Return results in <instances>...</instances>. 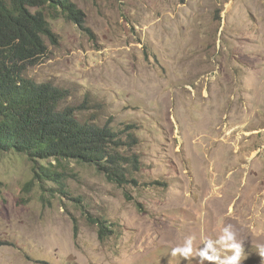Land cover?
<instances>
[{
    "label": "rangeland",
    "instance_id": "rangeland-1",
    "mask_svg": "<svg viewBox=\"0 0 264 264\" xmlns=\"http://www.w3.org/2000/svg\"><path fill=\"white\" fill-rule=\"evenodd\" d=\"M70 1L84 26L46 9L58 44L25 75L70 89L83 120L131 128L138 170L118 184L0 152V264H199L172 249L229 224L242 264H264V0Z\"/></svg>",
    "mask_w": 264,
    "mask_h": 264
},
{
    "label": "trees",
    "instance_id": "trees-1",
    "mask_svg": "<svg viewBox=\"0 0 264 264\" xmlns=\"http://www.w3.org/2000/svg\"><path fill=\"white\" fill-rule=\"evenodd\" d=\"M48 8L84 26V13L70 0H0V152L96 166L122 184L138 170V158L129 154L136 143L132 129L119 131L79 118L76 108L66 106L70 89L38 84L25 75L48 52L47 39L58 44ZM37 175L63 187V173L56 169L41 166Z\"/></svg>",
    "mask_w": 264,
    "mask_h": 264
},
{
    "label": "clouds",
    "instance_id": "clouds-1",
    "mask_svg": "<svg viewBox=\"0 0 264 264\" xmlns=\"http://www.w3.org/2000/svg\"><path fill=\"white\" fill-rule=\"evenodd\" d=\"M194 243V236L184 238L181 244L172 249V255H180L186 260L199 257V264H204V261L209 264H242L246 258L243 241L238 239L237 232L230 224L222 228L216 239L203 237V247L194 248ZM259 255L264 257V248L260 249Z\"/></svg>",
    "mask_w": 264,
    "mask_h": 264
},
{
    "label": "bare ground",
    "instance_id": "bare-ground-1",
    "mask_svg": "<svg viewBox=\"0 0 264 264\" xmlns=\"http://www.w3.org/2000/svg\"><path fill=\"white\" fill-rule=\"evenodd\" d=\"M237 236H238V235H237ZM169 237H170V236H169ZM242 239H243V238H242ZM242 239H241V240H242Z\"/></svg>",
    "mask_w": 264,
    "mask_h": 264
}]
</instances>
